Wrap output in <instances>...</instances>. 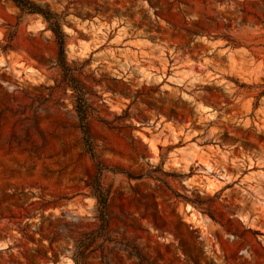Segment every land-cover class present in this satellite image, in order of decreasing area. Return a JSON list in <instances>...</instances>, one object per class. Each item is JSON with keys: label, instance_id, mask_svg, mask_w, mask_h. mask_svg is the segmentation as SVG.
Wrapping results in <instances>:
<instances>
[{"label": "rangeland", "instance_id": "obj_1", "mask_svg": "<svg viewBox=\"0 0 264 264\" xmlns=\"http://www.w3.org/2000/svg\"><path fill=\"white\" fill-rule=\"evenodd\" d=\"M32 1L66 48L0 0V264H264V0Z\"/></svg>", "mask_w": 264, "mask_h": 264}, {"label": "trees", "instance_id": "obj_2", "mask_svg": "<svg viewBox=\"0 0 264 264\" xmlns=\"http://www.w3.org/2000/svg\"><path fill=\"white\" fill-rule=\"evenodd\" d=\"M17 6H19L22 12L26 15L31 14H41L48 23V27L54 32L56 35L57 41L60 45V53L61 55L65 54L66 48V37L67 35L63 32L62 29V19L60 15L57 13H53L48 9H45L40 4L32 1V0H13ZM64 66V65H63ZM64 69H66L64 67ZM69 71V69H66ZM70 77L73 78V73H70ZM77 89V87H74ZM76 110L78 112L81 126L84 133V144L86 150L89 152L91 158L93 159L96 167L97 172L92 178L90 183V187L92 189V194L95 196L98 205V211L100 212V219L103 221V224L106 225L107 223V210H108V201H109V194L102 183V175L104 170L108 169L102 162H100L95 154L94 143L92 139V135L88 130V104L84 98V95L81 93L79 97L76 98ZM86 244L77 245L76 244V251L74 254L75 264H84L83 262V251L86 248Z\"/></svg>", "mask_w": 264, "mask_h": 264}, {"label": "bare ground", "instance_id": "obj_3", "mask_svg": "<svg viewBox=\"0 0 264 264\" xmlns=\"http://www.w3.org/2000/svg\"><path fill=\"white\" fill-rule=\"evenodd\" d=\"M163 61V60H162ZM164 67L166 68V61L164 62ZM213 180V179H212ZM211 181V180H210ZM214 184V183H213Z\"/></svg>", "mask_w": 264, "mask_h": 264}]
</instances>
